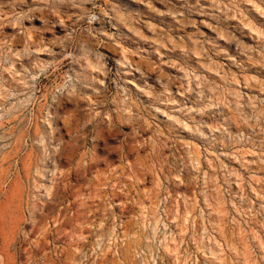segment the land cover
<instances>
[{
  "label": "rangeland",
  "instance_id": "obj_1",
  "mask_svg": "<svg viewBox=\"0 0 264 264\" xmlns=\"http://www.w3.org/2000/svg\"><path fill=\"white\" fill-rule=\"evenodd\" d=\"M0 264H264V0H0Z\"/></svg>",
  "mask_w": 264,
  "mask_h": 264
}]
</instances>
